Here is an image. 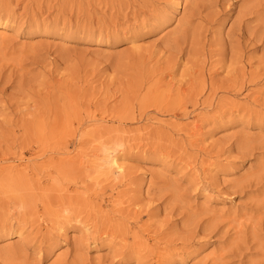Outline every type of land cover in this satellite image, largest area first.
I'll use <instances>...</instances> for the list:
<instances>
[{"label": "rangeland", "instance_id": "1", "mask_svg": "<svg viewBox=\"0 0 264 264\" xmlns=\"http://www.w3.org/2000/svg\"><path fill=\"white\" fill-rule=\"evenodd\" d=\"M4 25L0 264H264V0H0Z\"/></svg>", "mask_w": 264, "mask_h": 264}, {"label": "bare ground", "instance_id": "2", "mask_svg": "<svg viewBox=\"0 0 264 264\" xmlns=\"http://www.w3.org/2000/svg\"><path fill=\"white\" fill-rule=\"evenodd\" d=\"M202 7H203V6H201L200 8L202 9ZM204 7H206V6H204ZM250 8H251V7H250ZM250 8H249V9H250ZM198 9H199V8H198ZM198 9H197V10H198ZM201 9H200V10H201ZM247 10H248V9L246 8V10H245V15H246V12L249 11V10H248V11H247ZM251 10H252V12H253V8H251ZM200 13H201V12H200ZM243 13H244V12H243ZM195 15H196V14H195ZM195 15H194V16H195ZM245 15L242 14L243 17H245V18H247V19H248V18L250 19L251 15H249L248 13H247L246 16H245ZM248 15H249V16H248ZM215 16H216V15H215ZM209 17H210V16H209ZM207 19H209V18H207ZM207 21H208V20H206V22H207ZM210 21H211V20H210ZM5 26H6V25L0 27V30L5 29V28H6ZM3 33H5V32H4V31H0V34H3ZM118 162H119V161H118ZM118 162H117L116 160H113V164H114V165L118 164Z\"/></svg>", "mask_w": 264, "mask_h": 264}]
</instances>
